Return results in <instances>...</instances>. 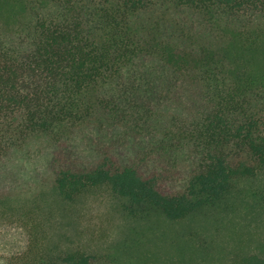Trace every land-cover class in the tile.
Returning a JSON list of instances; mask_svg holds the SVG:
<instances>
[{"label":"trees","instance_id":"trees-1","mask_svg":"<svg viewBox=\"0 0 264 264\" xmlns=\"http://www.w3.org/2000/svg\"><path fill=\"white\" fill-rule=\"evenodd\" d=\"M98 193L126 236L54 240ZM0 216L28 264H264V0H0Z\"/></svg>","mask_w":264,"mask_h":264},{"label":"rangeland","instance_id":"rangeland-1","mask_svg":"<svg viewBox=\"0 0 264 264\" xmlns=\"http://www.w3.org/2000/svg\"><path fill=\"white\" fill-rule=\"evenodd\" d=\"M28 164V170L35 166ZM112 200L106 193H98L83 200L76 208L66 214L64 224L68 226V235L64 237L60 224H56L54 240L74 242L86 249L101 246H116L131 229V225L116 215ZM264 238V228L256 234ZM157 240L149 247H154ZM164 242H159L157 249L164 256L163 264H183L176 257L167 254L160 248ZM29 236L22 225L19 216L10 218L0 216V264H28ZM153 250V249H152Z\"/></svg>","mask_w":264,"mask_h":264}]
</instances>
